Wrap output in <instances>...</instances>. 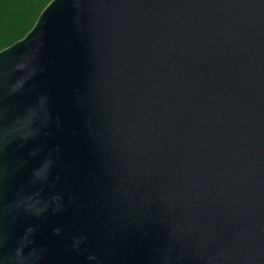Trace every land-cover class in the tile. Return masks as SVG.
<instances>
[{
	"label": "water",
	"instance_id": "1",
	"mask_svg": "<svg viewBox=\"0 0 264 264\" xmlns=\"http://www.w3.org/2000/svg\"><path fill=\"white\" fill-rule=\"evenodd\" d=\"M0 264H264V0H50L0 50Z\"/></svg>",
	"mask_w": 264,
	"mask_h": 264
},
{
	"label": "trees",
	"instance_id": "2",
	"mask_svg": "<svg viewBox=\"0 0 264 264\" xmlns=\"http://www.w3.org/2000/svg\"><path fill=\"white\" fill-rule=\"evenodd\" d=\"M50 0H0V50L20 39Z\"/></svg>",
	"mask_w": 264,
	"mask_h": 264
}]
</instances>
